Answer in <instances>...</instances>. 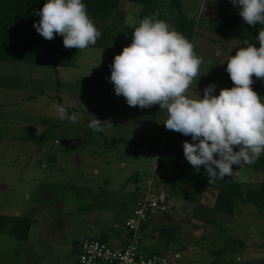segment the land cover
Masks as SVG:
<instances>
[{
    "label": "rangeland",
    "instance_id": "1",
    "mask_svg": "<svg viewBox=\"0 0 264 264\" xmlns=\"http://www.w3.org/2000/svg\"><path fill=\"white\" fill-rule=\"evenodd\" d=\"M162 1L155 16L164 14L177 30L179 12L170 0ZM180 2L194 24V53L203 57L189 89L202 97L215 85L218 96L235 86L226 71L228 57L247 45L211 26L219 9L239 13V6L230 0ZM141 11L140 5L121 2L114 23L138 27ZM119 54L88 47L73 68L0 63V215L33 222L27 241L0 234V264H77L71 247L87 238L114 247L132 241L126 223L142 191L129 178L151 179L157 153L149 142L178 132L164 126L167 113L158 104L130 107L116 95L110 65ZM257 80L262 88L251 87L264 101V78ZM56 106L66 116L75 113L76 122L59 119ZM91 115L112 126L102 132L89 128ZM139 140L146 142L135 144ZM237 174L257 185L264 175L247 169ZM194 192L197 203L173 197L167 212L144 223L138 247L184 264H264V211L248 205L233 217L218 215L211 212L217 190Z\"/></svg>",
    "mask_w": 264,
    "mask_h": 264
},
{
    "label": "clouds",
    "instance_id": "2",
    "mask_svg": "<svg viewBox=\"0 0 264 264\" xmlns=\"http://www.w3.org/2000/svg\"><path fill=\"white\" fill-rule=\"evenodd\" d=\"M230 2L239 6V15L248 25L264 26V0ZM36 15L37 32L49 41L62 36L66 49L85 50L101 35L82 0H47ZM256 39L259 48L245 40L247 47L228 57L226 71L235 86L221 89L218 96L213 94L215 85L205 88L202 97L190 91L203 57L164 20L143 18L132 32L131 44L110 65L116 95L130 107L158 104L167 113L168 130L191 136L192 143H183L184 156L197 171L204 166L209 184L231 176L234 165L253 164L264 154V101L251 87L253 76L264 78V27ZM55 111L61 120H77L75 113L66 116L63 106ZM91 116L88 126L97 132L112 126L110 120Z\"/></svg>",
    "mask_w": 264,
    "mask_h": 264
},
{
    "label": "trees",
    "instance_id": "3",
    "mask_svg": "<svg viewBox=\"0 0 264 264\" xmlns=\"http://www.w3.org/2000/svg\"><path fill=\"white\" fill-rule=\"evenodd\" d=\"M124 1L142 6L140 21L145 17H153L170 23L162 13L155 16L156 9L162 4V0H82L87 7L89 17L101 33L97 43L89 46L90 48L122 53L123 48L131 44L132 32L136 27L120 26L114 23L115 14L121 2ZM46 2L47 0H0V63H26L55 69L73 68L77 65L80 50L66 49L63 45V37L60 35H55L51 41L44 39L33 26L39 21L36 13ZM170 2V5L180 14L177 21L178 32L190 41L194 35L193 22L191 23L183 13L180 0H170ZM261 27L264 26L248 25L237 11L221 8L211 29L224 38L242 44L247 40L259 48L260 44L256 37ZM253 81L252 85L255 88H262L256 78L253 77ZM123 141L131 142V140ZM123 141L120 143H124ZM185 141L193 142L191 136L171 134L168 131L158 143L149 142L157 153L155 162L157 168L154 167L152 178L149 179L153 180L155 190L166 191L170 196L169 202L171 200L173 202V197H177L197 203L199 196L194 189L202 190L208 187L218 191L215 205L211 210L215 214L233 217L239 208L248 205L257 207L261 213L264 211V175L262 182L257 185L240 179L237 174L244 169L264 174L263 157H259L250 165H234L231 176H226L223 180L217 179L209 184L204 166L197 171L187 162L183 152ZM144 142L146 141L139 140L135 144L142 145ZM131 153L136 154V151L133 150ZM149 180L141 179L140 174L139 176L133 174L129 178V181L134 182L138 189H140L139 185L146 184ZM32 225L33 222L27 218L0 215V234L9 233L21 241L29 239ZM78 244L73 245L75 250L72 252L77 253Z\"/></svg>",
    "mask_w": 264,
    "mask_h": 264
},
{
    "label": "built area",
    "instance_id": "4",
    "mask_svg": "<svg viewBox=\"0 0 264 264\" xmlns=\"http://www.w3.org/2000/svg\"><path fill=\"white\" fill-rule=\"evenodd\" d=\"M206 3V0H203ZM157 163H155V169ZM142 191L137 202L133 218H130L126 226L133 236L132 241L124 246H111L99 240L87 238L77 246V264H181L178 260L165 256L148 255L137 245V233L143 224L153 220L157 213L169 210L170 196L166 191L155 190L153 180L139 185ZM154 216V217H153ZM71 250L75 248L72 246Z\"/></svg>",
    "mask_w": 264,
    "mask_h": 264
},
{
    "label": "crops",
    "instance_id": "5",
    "mask_svg": "<svg viewBox=\"0 0 264 264\" xmlns=\"http://www.w3.org/2000/svg\"><path fill=\"white\" fill-rule=\"evenodd\" d=\"M124 167V166H123ZM142 179V178H141ZM144 180V179H143ZM120 246H124V245H120ZM119 247V246H118Z\"/></svg>",
    "mask_w": 264,
    "mask_h": 264
}]
</instances>
